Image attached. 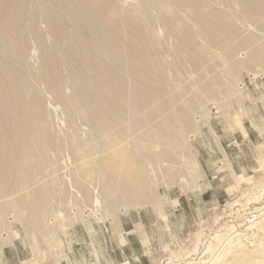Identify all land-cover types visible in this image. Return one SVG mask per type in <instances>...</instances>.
I'll list each match as a JSON object with an SVG mask.
<instances>
[{
    "label": "rangeland",
    "instance_id": "rangeland-1",
    "mask_svg": "<svg viewBox=\"0 0 264 264\" xmlns=\"http://www.w3.org/2000/svg\"><path fill=\"white\" fill-rule=\"evenodd\" d=\"M100 1L98 56L56 0L0 22V264H264V0Z\"/></svg>",
    "mask_w": 264,
    "mask_h": 264
},
{
    "label": "bare ground",
    "instance_id": "bare-ground-1",
    "mask_svg": "<svg viewBox=\"0 0 264 264\" xmlns=\"http://www.w3.org/2000/svg\"><path fill=\"white\" fill-rule=\"evenodd\" d=\"M56 1L58 3V8H60L59 11L61 13H62V11H64L65 14L69 15L70 20L72 22L78 24V30H77L78 33L76 36L81 38V41H82V39H86V38L89 40L97 41V42L93 43L92 45L87 46L88 47L87 50L90 52V54L88 52L87 53L90 56H95V55L98 56L101 53L108 50L109 44L107 41H104V38H106V35H104V33L105 32L109 33L110 31L108 28H102V27L107 26L108 24L109 25L114 24L116 21L115 17L117 16V12H115L114 14L108 13L107 11L102 9L103 7L97 3V0H56ZM29 4H30V0H0V22L5 27L12 28L14 41H16L19 44H21V43L27 44V40H26L27 38L22 36V34H23V29H24L25 18H26L28 11H29V9H28ZM100 4H101V1H100ZM45 5H46V3H44V7L42 10L43 15L38 16V14H36V18L33 17V20L35 19V21H36L37 17H40L39 20L42 19L46 23H48V21L54 22V24L57 27L56 38L58 37L57 41H59V43H58V47L56 48V53L54 56V61L56 63L54 66L55 68L52 69V70H54V73L52 74V77H49L51 80L48 78L49 81H56L57 79H59V76H60L59 69H57V64L59 65V62H58V60H59L58 54H59V49H60L59 47H60V42H62V39L65 36V31H64L62 22L58 20L57 15L55 13L50 14L51 12H46V10H48V7ZM148 11H150V9ZM34 16H35V14H34ZM174 16L175 15L168 17L169 18L168 21L170 23H172L173 25L177 26L179 24L177 22H175V19L173 18ZM143 22H145V21H143ZM131 23L133 24V21H130V23H128V25L130 27H128V26L124 27L123 33H118V34H119V36L122 35L125 38V40H126V38H128L126 40V44L128 46L127 51H130V59H134L135 58V56H134L135 48L138 46H143L144 43L151 42V40L144 33L141 35L138 32V29H135L134 27L132 29V27L130 25ZM137 23H139V21ZM146 26L149 28L147 22H145V24H144L145 28H146ZM179 27H180V25H179ZM179 29H181V27ZM84 30L89 32L88 37H84L82 35V31H84ZM187 32L189 33L188 41L190 42V44L194 45L195 44V41H194L195 38H193L192 32L191 31L190 32L187 31ZM148 33H149V31H148ZM184 35H185V33H184ZM32 36H35L34 40H37L36 42L40 45V47L44 46V41L42 39V36L39 35L38 31ZM129 37L131 40L129 39ZM152 39H154V37H152ZM110 40H112V39H110ZM74 44L75 45L73 46V49L78 48L77 46H79V41H76ZM25 51H26V49H25ZM3 52H4V47H3L2 41L0 40V55H2ZM141 53L144 56L148 55L145 50H142ZM18 55H19V53H18ZM45 58L47 59L48 57L45 56ZM91 60H93V58H91ZM76 62H77V64H79V67L81 69H84L85 59L82 56H81V58L76 59ZM103 68H104V70H106L105 71L106 74L110 75L114 70H117V71L118 70L122 71V69L124 70L125 65H123V64H116V65L111 64V65L105 66ZM152 68L155 69V66L151 65L150 69H152ZM44 74H45V72H43L42 76H45V78H46L47 75H44ZM77 77H81V73H79ZM6 82H8V84L14 90V88L16 87V84L12 82L11 74H9V73H6ZM108 83H107L108 87H110V86L113 87V82L110 81V79H109ZM14 91L16 93H19L18 89H15ZM84 92L88 93L87 88L84 89ZM81 93H82V91H81ZM94 96L96 97L97 93H95ZM0 101L3 103V98H0ZM23 105H24V101L21 97L19 99L18 106L22 107ZM23 126L24 125L22 122H18L16 124L17 129H19Z\"/></svg>",
    "mask_w": 264,
    "mask_h": 264
}]
</instances>
